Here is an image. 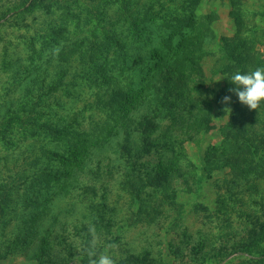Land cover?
Returning <instances> with one entry per match:
<instances>
[{
	"label": "rangeland",
	"instance_id": "obj_1",
	"mask_svg": "<svg viewBox=\"0 0 264 264\" xmlns=\"http://www.w3.org/2000/svg\"><path fill=\"white\" fill-rule=\"evenodd\" d=\"M87 6L92 11L96 7L90 0H0V107H30L37 102L21 98L18 83L25 80L28 70L44 67L54 56L58 44L51 41L65 13L89 12ZM98 8L108 18L119 12L116 6L100 5L96 11ZM198 13L214 15L217 37H227L230 42L243 39V45L237 39L228 49L237 47L241 49L237 55L254 56L261 61L262 66L257 67H264V0H245L237 9L230 0H200ZM237 15L243 23L239 30ZM69 28L73 35L75 29ZM125 42L136 46L130 39ZM154 42L166 46L167 39ZM43 50L44 57H39L38 51ZM31 55L40 59L31 62ZM225 65L213 57L206 64L205 92L207 100L211 96L215 101L209 104L213 115L202 122L197 142L185 143L190 159L181 168L185 175L171 174L173 179L160 188L148 180L139 200L128 191L123 169L79 177L73 173L64 181L59 154L62 141L30 135L23 125H8L0 131V197L8 194V201L0 204V264H88L90 225L98 238L97 251L111 244L116 264H130L131 256L142 264H264V234L251 249L239 248L246 243L239 241L249 237L248 231L264 224V177L256 181L248 173L236 179L232 169L211 151L219 148L222 132L237 115V106L251 117L249 123L263 126L264 103L256 110L242 105L230 91L234 85ZM54 71L53 64L48 65L44 77L52 78ZM136 74L139 77V67ZM225 96L231 98L230 103H222ZM67 107L60 110L62 116L78 110L79 105ZM50 121L59 122L54 117ZM3 135L9 138L4 140ZM158 153L145 157L156 177L161 165ZM199 178L203 186L196 190Z\"/></svg>",
	"mask_w": 264,
	"mask_h": 264
},
{
	"label": "trees",
	"instance_id": "obj_2",
	"mask_svg": "<svg viewBox=\"0 0 264 264\" xmlns=\"http://www.w3.org/2000/svg\"><path fill=\"white\" fill-rule=\"evenodd\" d=\"M133 1L90 0L96 7L116 6L119 12L112 18L102 16L106 14L104 9L96 11L93 7L92 11L91 6H87L89 12L79 9L65 13L51 41L58 44L54 56L44 67L28 70L25 80L18 83L21 98L37 102L30 107H0V131L8 125H23L30 135L62 141L59 154L64 181L73 173L79 177L123 169L128 191L139 200L148 180L160 188L169 184L175 172L182 174L174 177H183L181 168L190 161L185 143L197 142L202 122L213 115L209 104L215 101L211 96L207 100L205 92L209 58L225 62L230 76L234 70L244 73L251 66L262 65L253 54L250 59L237 55L241 50L237 47L228 49L238 38L230 42L227 37H217L214 15L198 13L200 0ZM230 2L236 9L245 4V0ZM236 18L239 30L243 23L238 15ZM69 27L75 29L73 35ZM126 39L136 46H128ZM165 39L166 46L162 42L155 45L154 40ZM44 50L38 51L39 57H44ZM29 58L31 62L40 59L34 60L32 55ZM50 64L55 71L47 79L43 70ZM71 103L79 105L78 110L62 116L60 110L66 111ZM241 108H235L237 115L226 124L219 148L211 151L232 169L236 179L253 173L259 181L264 177V125L249 123L251 117L243 115ZM52 117L59 122L52 123ZM164 120L169 123L163 124ZM8 136L2 138L7 140ZM196 144L201 157L200 143ZM157 151L161 162L158 178L145 160ZM197 182L196 190H200L202 178ZM0 201L4 205L8 194L2 193ZM248 232L249 237L239 241L246 242L239 247L244 250L251 249L264 234V224ZM138 259L131 256L128 261L142 264Z\"/></svg>",
	"mask_w": 264,
	"mask_h": 264
},
{
	"label": "clouds",
	"instance_id": "obj_3",
	"mask_svg": "<svg viewBox=\"0 0 264 264\" xmlns=\"http://www.w3.org/2000/svg\"><path fill=\"white\" fill-rule=\"evenodd\" d=\"M229 82L234 85L230 91L234 92L242 105L247 106L250 110H256L261 103H264V67H257L248 72L236 71L228 78ZM231 98L225 96L222 103H230ZM224 112H231L230 108H224ZM91 240L86 249L88 264H116L111 254L112 245H105L103 251H97L98 238L94 226H89Z\"/></svg>",
	"mask_w": 264,
	"mask_h": 264
}]
</instances>
